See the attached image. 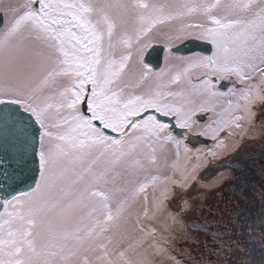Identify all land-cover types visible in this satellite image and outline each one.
Masks as SVG:
<instances>
[{
    "label": "snow or ice",
    "instance_id": "1",
    "mask_svg": "<svg viewBox=\"0 0 264 264\" xmlns=\"http://www.w3.org/2000/svg\"><path fill=\"white\" fill-rule=\"evenodd\" d=\"M191 40L208 54L140 56ZM257 104L264 0H0V264H182L159 237ZM194 127L211 147L176 132ZM33 154L17 190L4 165Z\"/></svg>",
    "mask_w": 264,
    "mask_h": 264
},
{
    "label": "flooded vegetation",
    "instance_id": "2",
    "mask_svg": "<svg viewBox=\"0 0 264 264\" xmlns=\"http://www.w3.org/2000/svg\"><path fill=\"white\" fill-rule=\"evenodd\" d=\"M162 44V53L169 51ZM172 52L175 57L193 52L208 54L198 50ZM162 62L163 59L160 65ZM254 111L256 126L252 131L228 137L227 147L215 155L202 152L187 203L177 201L174 211L184 209L177 223L185 229L179 231L176 227L174 234H166L164 242L182 258V264H264V110L257 104ZM199 131L195 127L191 132L176 129L181 136L189 137L186 142L193 151L211 147V141L205 143L206 138ZM200 181L210 184L200 185ZM255 187L262 192L254 193ZM198 191L203 192V199ZM212 192L222 200L221 211L230 213L228 219H222L219 213L206 212L204 199ZM169 259V256L161 258L160 264Z\"/></svg>",
    "mask_w": 264,
    "mask_h": 264
},
{
    "label": "water",
    "instance_id": "3",
    "mask_svg": "<svg viewBox=\"0 0 264 264\" xmlns=\"http://www.w3.org/2000/svg\"><path fill=\"white\" fill-rule=\"evenodd\" d=\"M162 48L163 45L160 43H154L145 51L143 55V59L151 63L154 67H157L162 59ZM175 50L180 51L182 53L191 52L194 50H200L202 52H208L209 45L204 41L199 40H191L184 43H177L174 47ZM8 111H12L16 113L18 110L14 107L7 109ZM22 115V114H21ZM26 119V118H25ZM33 132L35 129L33 128ZM7 159V157H6ZM4 168L8 171L9 174H15V182L14 187L17 190L24 189L29 187L34 181L35 177L38 178L36 174V159L35 155H30L26 161H21L17 163L16 161L9 160L8 163L4 165ZM8 183H5V191H10L8 188Z\"/></svg>",
    "mask_w": 264,
    "mask_h": 264
},
{
    "label": "rangeland",
    "instance_id": "4",
    "mask_svg": "<svg viewBox=\"0 0 264 264\" xmlns=\"http://www.w3.org/2000/svg\"><path fill=\"white\" fill-rule=\"evenodd\" d=\"M155 42H153L152 44H154ZM161 43H163V42H161ZM178 43V42H177ZM176 43V44H177ZM175 44V45H176ZM175 45H172V48L175 46ZM148 48V47H147ZM147 48H145L144 50H143V52L140 54V56H141V58L143 59V53L145 52V50L147 49ZM174 49V48H173ZM175 50V49H174ZM175 51H177V50H175ZM192 52V51H191ZM195 54H202L203 55V53H199V52H193V53H191V55H189V56H185V57H190V56H193V55H195ZM162 59H163V62H162V65H160L161 64V62H160V64L157 66V67H151V66H149V67H151V68H153L154 70H156V71H159L161 68H164L165 67V65L166 64H168V63H171V64H176L177 62H178V59H177V57L179 56V55H177L176 57H175V55L173 54V52H169V51H164V53H162ZM179 58V57H178ZM162 59H161V61H162ZM143 61H144V59H143ZM144 63H146L145 61H144ZM147 64V63H146ZM199 184L200 185H207V184H210V183H206V182H203V181H200L199 182ZM203 197H204V194H203V192L202 191H198ZM262 191H261V189L259 188V187H255V189H254V193H261ZM197 195H198V193H197ZM203 199V198H202ZM204 204V205H203ZM202 205L206 208V212L207 211H209V212H214V214L216 215L217 213H219V214H221L222 216H219V217H221L222 219H228L229 217H230V213H225V212H222L221 210H222V200L220 199V197L216 194V193H214V192H212V193H208L206 196H205V199H204V203H203ZM200 206V205H199ZM169 224L171 225L172 224V222L171 221H169ZM184 226V225H183ZM182 225H180V224H178V223H176L175 225H172V231H170V232H167V233H171V234H174L175 232H176V230H177V228H180V230L179 231H183V229H185L184 227H183ZM177 227V228H176ZM184 231H186V230H184ZM167 233H165L162 237H159V238H161V239H163V240H165V238H166V234Z\"/></svg>",
    "mask_w": 264,
    "mask_h": 264
},
{
    "label": "bare ground",
    "instance_id": "5",
    "mask_svg": "<svg viewBox=\"0 0 264 264\" xmlns=\"http://www.w3.org/2000/svg\"><path fill=\"white\" fill-rule=\"evenodd\" d=\"M149 48V47H148ZM203 175V174H202ZM202 198V195L200 194V199Z\"/></svg>",
    "mask_w": 264,
    "mask_h": 264
}]
</instances>
